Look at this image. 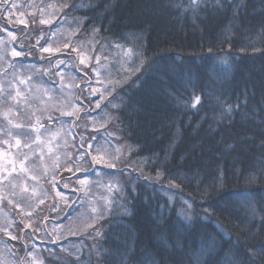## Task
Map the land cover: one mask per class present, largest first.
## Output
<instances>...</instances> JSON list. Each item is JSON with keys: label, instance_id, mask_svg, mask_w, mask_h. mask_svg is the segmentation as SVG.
Listing matches in <instances>:
<instances>
[{"label": "trees", "instance_id": "16d2710c", "mask_svg": "<svg viewBox=\"0 0 264 264\" xmlns=\"http://www.w3.org/2000/svg\"><path fill=\"white\" fill-rule=\"evenodd\" d=\"M56 2L74 39L89 35L99 64L127 74L118 127L131 169L124 211L100 234L34 241L25 255L38 248L56 256L49 264H241L264 246V0H199L198 9L192 0ZM81 169L71 177L88 175ZM75 203L50 215L63 223ZM12 241L15 262L24 242ZM72 241L81 252L61 256Z\"/></svg>", "mask_w": 264, "mask_h": 264}, {"label": "rangeland", "instance_id": "374dc122", "mask_svg": "<svg viewBox=\"0 0 264 264\" xmlns=\"http://www.w3.org/2000/svg\"><path fill=\"white\" fill-rule=\"evenodd\" d=\"M9 2L16 5L10 17L5 18L6 13L3 17L0 9V21L6 24H0V264H14L7 254V247L15 245L9 233L24 242L20 251L12 252L15 262L49 264L56 256L45 255L38 248L25 255V246L52 238L63 242L86 233L93 238V228L95 234H100L113 213L124 211L123 177L131 169L125 165L130 146L119 135L118 125L119 95L126 87L113 77L122 72H106L103 52H93L89 35L74 39L68 31L69 23L60 21L62 11L56 0ZM36 3L43 6L37 8ZM41 18L49 23L40 24ZM18 20L27 21V27ZM2 29L15 33L16 39ZM44 39L54 51L60 45V54L50 59L51 63L43 60L46 53L38 50ZM30 42H34L32 46ZM13 49L24 55L13 57ZM81 57L84 64L80 63ZM61 60L64 63L57 67ZM31 62H37L36 67ZM92 87L98 89L95 94H91ZM64 112L73 115H62ZM37 122L44 125L39 128L38 141L37 132L30 127L37 126ZM17 124L22 127L17 128ZM22 132L29 136L19 135ZM17 139L21 141L19 147ZM93 155L103 157V162L91 163ZM76 164L88 175L72 178ZM70 202H76L73 206L77 210L65 222L59 223L60 218L50 215L56 209L63 214ZM183 205L189 206L187 202ZM82 246L66 243L61 256H76Z\"/></svg>", "mask_w": 264, "mask_h": 264}, {"label": "snow or ice", "instance_id": "6c2138e0", "mask_svg": "<svg viewBox=\"0 0 264 264\" xmlns=\"http://www.w3.org/2000/svg\"><path fill=\"white\" fill-rule=\"evenodd\" d=\"M221 3H222V0H216V6H221ZM192 4L193 5H196V9H198L199 7V0H192ZM16 7L15 4H10L9 0H0V9H3V12L7 14V16L5 18H8L12 15L11 13V8H14ZM196 9H193V11H195ZM9 22H12L11 20ZM17 23H24L25 24V27H27V21H23V20H18L16 21ZM40 24H47L49 23V21L41 18L40 21H39ZM2 30H6L8 31V35L12 37L13 40L16 39V34L11 32L10 30H7V29H2ZM37 44L39 45V38H37ZM64 47L65 48H68L69 47V44L68 43H65L64 44ZM38 50L41 52V53H51V54H54V50L47 46V44L43 45V46H39ZM73 51H77V49L75 47H73L72 49ZM58 51V49L56 50ZM11 55L13 57H18V56H22L24 55V52L21 51V50H17V49H13L11 51ZM41 58H44L43 56ZM52 61L50 60L49 63H51ZM97 62H99V58H97ZM61 63H64L62 60L61 61H58L57 62V67H59V64ZM80 63L81 64H84L85 63V60L83 57L80 58ZM59 75V73H57ZM24 81H21V83H23ZM97 83H100L99 80H97ZM97 88L95 87H92L91 88V94H95L97 92ZM16 95L19 96L20 95V92L19 90H17L16 92ZM196 102L198 103L199 102V98L197 97L196 98ZM195 106V105H193ZM96 107H99V104L96 105ZM239 107V105L237 106ZM62 115H73L72 112H64L62 113ZM9 123H11V121H9ZM17 128H20L22 127V125H15ZM32 128L33 131L37 132V136H36V140L38 141L39 138H40V133H39V128L40 127H44V125L42 124H39V122H37V126H30ZM19 135H22V136H25V137H28L29 136V133L28 132H22L20 133ZM5 143H7V141H5ZM20 139H17L16 140V146L19 147L20 146ZM25 146H29V145H25ZM89 148H91V145H89ZM85 154H88V153H85ZM82 158V157H81ZM25 159H27V157L25 156ZM103 162V157H97L96 155H93L91 157V163L93 164H97V163H102ZM109 167H115L114 164H109L108 165ZM24 170V166H23V162H21V171ZM80 184H85V181L84 180H80L79 181ZM57 195L59 196L60 193L57 192ZM238 196H243L244 194H237ZM9 203H11V201H9ZM40 203H43V200L41 199ZM225 211H227V208L224 209ZM31 213H29L30 215ZM31 225H25V227H30ZM35 230V229H34ZM9 238L10 239H19V237L17 236H12L10 233H9ZM253 257H259L261 259L262 262H264V246H261V247H257V248H253L251 249V252L250 253H245V257H244V260L241 261V264H253Z\"/></svg>", "mask_w": 264, "mask_h": 264}, {"label": "bare ground", "instance_id": "6f19581e", "mask_svg": "<svg viewBox=\"0 0 264 264\" xmlns=\"http://www.w3.org/2000/svg\"><path fill=\"white\" fill-rule=\"evenodd\" d=\"M108 71H111V72H113V71L114 72H122V75H120L118 77H115V76L112 75L114 77V79H116L117 81H120V80L124 79L125 76L127 77L126 72L123 70V68L121 66L108 65L106 72H108ZM17 262H18V260H17ZM17 262H14V264H17ZM20 263H22V262H20Z\"/></svg>", "mask_w": 264, "mask_h": 264}]
</instances>
